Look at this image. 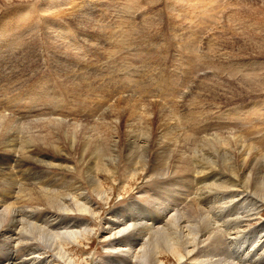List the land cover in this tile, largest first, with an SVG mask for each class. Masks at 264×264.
Returning <instances> with one entry per match:
<instances>
[{"label": "rangeland", "instance_id": "obj_1", "mask_svg": "<svg viewBox=\"0 0 264 264\" xmlns=\"http://www.w3.org/2000/svg\"><path fill=\"white\" fill-rule=\"evenodd\" d=\"M123 26L127 31H124L126 29ZM128 32L132 37L124 41L127 38L125 34L130 37ZM262 42L264 0H11L8 3L0 0V112L5 111L3 114L7 119L32 125L33 128L41 130L42 134L51 132L55 146L62 147L60 149L70 157L72 166H77V169L79 167L76 172L68 173L69 178L76 182L82 181L76 150H80L84 137L92 136L90 140L93 143H99L101 139H117V149L123 157L127 153V131L131 130L129 125H136L138 122L136 126L144 127L141 132H145V136L148 130L156 139L160 116L169 118L168 121L178 127V132H174L178 146L173 147L174 150L167 155L169 164L174 165L180 156L189 158L193 154V144H199L198 139L202 138L199 134L209 128L230 126L222 132L248 136L247 140L252 142L264 138ZM243 82L246 83L243 85ZM240 83L242 85H238ZM45 84L50 93L46 97L37 94L34 96V89L43 94ZM16 106L22 109L16 112ZM41 107L42 111H39ZM53 108L58 113L50 116L49 112ZM35 109L38 112H34ZM110 110L116 111L108 115ZM135 110L136 118L130 120ZM251 112L256 115L253 116ZM22 115L36 116L25 119ZM112 119H118V125H110ZM52 122L54 124L51 125ZM214 131V135L220 132ZM202 136L205 138L206 135L203 133ZM94 138L100 139L99 142ZM70 140L76 143L74 151L70 150ZM162 148L163 146L158 147L153 141L147 154L149 160H153L156 149ZM125 168L126 162L122 159L119 178L132 189L124 194L123 199L119 196L118 186L109 206L99 203L94 195L91 196L94 200L92 206L103 212L101 221L96 223L87 215L73 216L92 226L95 234L92 236L94 240L91 239L86 245L73 250L70 256L84 259L93 255L99 264H107L109 259L116 257L119 259L118 264H123L121 256H112L114 250H111L110 241L103 240L106 237L102 234L105 227L113 219L127 213L133 214V217L140 215L142 218L148 214L146 218L161 214L159 204L154 202H165L162 191L165 186L176 181V177L165 178L166 181L152 180L137 189L142 185L143 178L140 177L133 184L129 183L125 175L121 176L125 174ZM197 177L198 175L195 178L199 181ZM184 178L191 179L188 176H179L177 182L186 186L187 182L182 180ZM108 180L107 178L106 182L110 187L113 186ZM148 199L152 203L149 204ZM191 202L189 199L182 208ZM262 209L259 210L262 212ZM212 217L217 223L221 222L225 232L233 230L234 224L229 220L226 224L218 212H214ZM262 220L264 222V216ZM163 222L159 224L163 225ZM148 223L152 225V221ZM229 223L232 224L231 227ZM256 223L258 224L256 221L249 223V226L254 230ZM153 224L156 225V222ZM252 229L233 237L234 240L231 239L232 236L228 241L223 237L216 241L217 244L219 242L218 245L214 242L213 246H205V256L212 247L229 252V245L232 255L242 257L240 261L244 262V256L251 251V247L244 242L247 237L248 240L252 239L248 235ZM260 233L263 232L259 231L258 234ZM260 237L261 235H254L253 247L259 245ZM30 249L33 247L30 246ZM259 250L258 255L264 253L263 247ZM204 253L196 256H204ZM19 255L23 254L13 253V257L18 258ZM219 257L217 259L223 258ZM53 260V264H64L62 261ZM189 264L203 263L196 261Z\"/></svg>", "mask_w": 264, "mask_h": 264}, {"label": "bare ground", "instance_id": "obj_2", "mask_svg": "<svg viewBox=\"0 0 264 264\" xmlns=\"http://www.w3.org/2000/svg\"><path fill=\"white\" fill-rule=\"evenodd\" d=\"M10 1L5 0L7 3ZM57 3H60V1ZM56 15L60 16L59 13H56ZM242 17H239V19ZM249 27H252V25ZM124 31H127V29ZM125 36L127 38L124 41L131 38L132 34H130V37L127 34ZM116 37L118 38V36ZM262 44L264 46V42ZM245 83L243 82V85ZM32 93L34 96L46 97L50 93V89L45 84L43 94L36 92L35 89ZM118 106L116 108H119ZM14 108L16 112L22 109L17 106ZM39 111H42V107ZM57 111L53 108L49 115L56 114L58 113ZM114 111L111 112L110 110L108 115H112ZM34 112H38L37 109ZM3 113L0 112V264H53V259L62 261L64 264H99L96 263L93 255L84 259H77L75 255L70 256L73 250L86 245V242H89L93 234H95L92 226L73 216L87 215L90 216L89 218L92 217L94 220L91 219L97 223L102 220L103 212L92 206L94 202L92 195L96 197L99 203L109 206L116 186L119 187V196L122 199L124 194L131 192V187L125 182L123 183L122 178H119V165L122 159L126 162L125 174L121 175L122 177L125 175L124 177L129 183L138 181L140 177L143 178L142 185L138 186V188L136 187L137 189H141L143 184L152 180L176 177V181L164 187L162 193L163 198H166L165 202H161V200L154 202L159 204L160 216L156 214L154 218H146L148 214L142 218L140 215L133 217V214L127 213L124 216L113 219L108 227H105L102 234L106 237L103 240L110 241L111 250H114V255L112 256H121L123 264H132V262H135V264H189L196 261L203 264H264V253L257 254L261 247L264 248V222H261L264 211L261 212L259 210L261 208L264 210V138L260 141L252 142L247 140L248 136L243 137L235 132H222L223 129L230 128V126L209 128V130L203 132L206 135L205 138L202 136L203 133L199 134L202 138H199V141L197 140L199 144H193L195 147L191 151L193 154L191 153L192 155L189 158L180 156L177 164L170 165L171 163L169 164L167 161V155L174 150L173 147L178 146L174 137V132L178 130V127L169 122V118L166 119L164 116H160L159 133L156 139L151 136L150 131L147 129L146 134L147 132L148 134L145 136L143 134L145 132H141L144 127L141 128L142 125L136 126L138 122L136 125L128 124L131 130L127 131V153L123 157L118 152L117 139H101L99 142L100 139L94 138L99 143H93L90 140L92 136H83L81 148L76 150L81 170L80 175L82 176L81 183L69 178L68 173L76 172L79 167L77 169V166L70 164V157L63 153V150L60 149L62 147L55 146L51 138V132L42 134L41 130L33 128L32 125L20 124L15 122L16 120L7 119ZM149 114L151 115V113ZM136 115L137 111L135 110L132 112L133 118H130V120L135 119ZM32 116L36 115H30V117ZM22 117H25V119L30 118L26 115H22ZM247 119L249 120L248 117ZM112 124L118 125V119H112L110 125ZM50 127L52 128V126ZM214 130L220 132L214 135ZM96 132L98 133V130ZM72 134L74 133L72 132ZM153 141L156 142L158 147L163 146V148L162 150L156 149L157 152L151 161L147 154ZM68 142L70 150L74 151L76 148L75 141L70 140ZM199 145L201 146L199 147ZM197 175V179H200L199 181L195 178ZM179 176H188L191 179H182L187 182V185L185 184L186 186H184L177 182ZM107 178L112 182L113 186L110 187V184L106 182ZM189 199L192 200L191 204L182 208V205ZM151 201V199H148L149 204L152 203ZM145 212L144 210L143 213ZM214 212H218L225 222L229 220L230 223L234 224L231 232L230 230L225 232L222 229L221 222L217 223V220H214L212 217ZM165 219L166 222H163ZM151 221L154 227L149 225L148 222ZM254 221L258 222V224L256 223L257 226L253 230L249 223ZM153 222H156V225ZM162 222L163 225L159 224ZM230 223L229 226L231 227L232 224ZM226 224L228 223L226 222ZM249 229L253 230L248 234L250 235L249 238L252 237L253 239L254 235H261V239L259 240V245L255 248L253 247L255 244H253L254 239L248 240V237L246 238L244 243L249 245V248L251 247V251L244 256V262L240 261L242 257L232 255L229 245H227L230 248L229 252L219 251L216 250V247H212L208 249L207 256H205V246H213L212 243H216L217 240L223 237L228 241L231 236V239H233V237L239 236ZM259 231L263 233L258 234ZM30 246L33 249H30ZM232 247L234 248L233 244ZM14 252L23 255H19L16 258L13 257ZM199 253H204V256H196ZM219 256L223 258L217 259ZM118 260L113 257L108 260L107 264H118Z\"/></svg>", "mask_w": 264, "mask_h": 264}]
</instances>
